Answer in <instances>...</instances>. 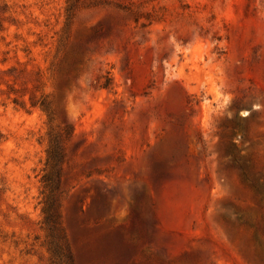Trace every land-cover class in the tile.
I'll list each match as a JSON object with an SVG mask.
<instances>
[{"label": "rangeland", "instance_id": "374dc122", "mask_svg": "<svg viewBox=\"0 0 264 264\" xmlns=\"http://www.w3.org/2000/svg\"><path fill=\"white\" fill-rule=\"evenodd\" d=\"M63 123L72 264H264V0H0V264Z\"/></svg>", "mask_w": 264, "mask_h": 264}, {"label": "trees", "instance_id": "16d2710c", "mask_svg": "<svg viewBox=\"0 0 264 264\" xmlns=\"http://www.w3.org/2000/svg\"><path fill=\"white\" fill-rule=\"evenodd\" d=\"M31 107L37 106L51 121V109L49 102L41 96L35 101H30ZM72 134L68 124H62L57 132L47 134V148L45 151V163L41 178V214L42 226L47 232L48 252L52 264L73 263L72 256L67 248L63 229L60 224V199L64 191L60 189L61 167L65 158V144Z\"/></svg>", "mask_w": 264, "mask_h": 264}]
</instances>
